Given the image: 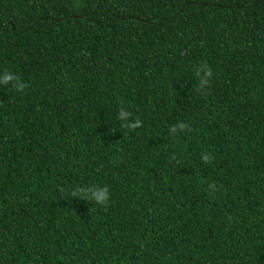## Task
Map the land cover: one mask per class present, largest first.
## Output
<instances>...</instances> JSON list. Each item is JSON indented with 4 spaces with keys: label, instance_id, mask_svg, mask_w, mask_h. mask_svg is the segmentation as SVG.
<instances>
[{
    "label": "trees",
    "instance_id": "16d2710c",
    "mask_svg": "<svg viewBox=\"0 0 264 264\" xmlns=\"http://www.w3.org/2000/svg\"><path fill=\"white\" fill-rule=\"evenodd\" d=\"M4 70L0 264H264V0H0Z\"/></svg>",
    "mask_w": 264,
    "mask_h": 264
},
{
    "label": "clouds",
    "instance_id": "9594fccd",
    "mask_svg": "<svg viewBox=\"0 0 264 264\" xmlns=\"http://www.w3.org/2000/svg\"><path fill=\"white\" fill-rule=\"evenodd\" d=\"M193 70L198 81L196 91L202 95H207L210 83L214 76L212 67L206 61H202L194 65ZM0 85L6 87L11 86V88L18 93H24L29 87L21 76L9 70H4L3 75H0ZM118 104L119 110L117 120L121 122V126L123 128L134 131L135 129L143 126V121L139 118L134 120L132 119V113L124 106L125 102L122 99L118 100ZM186 129H189L188 124L178 122L177 124L171 126L169 131L171 134L175 135L178 132H184ZM173 159H175V157H173ZM201 159L204 162L209 163L213 160V156L210 153L202 154ZM201 184L206 185L203 190L210 197H215L216 193L220 191L219 186L215 182L201 181ZM61 191H63V189H61ZM68 195L73 199L89 201L92 204L104 208L105 210L111 203L110 188L100 184L77 185L71 189Z\"/></svg>",
    "mask_w": 264,
    "mask_h": 264
}]
</instances>
